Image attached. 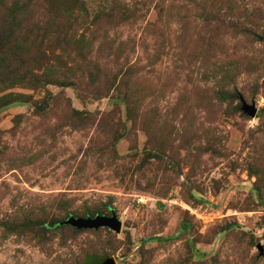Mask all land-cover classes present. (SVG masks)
Returning <instances> with one entry per match:
<instances>
[{
    "label": "rangeland",
    "instance_id": "rangeland-1",
    "mask_svg": "<svg viewBox=\"0 0 264 264\" xmlns=\"http://www.w3.org/2000/svg\"><path fill=\"white\" fill-rule=\"evenodd\" d=\"M1 40L0 264H264V0H0Z\"/></svg>",
    "mask_w": 264,
    "mask_h": 264
},
{
    "label": "water",
    "instance_id": "water-1",
    "mask_svg": "<svg viewBox=\"0 0 264 264\" xmlns=\"http://www.w3.org/2000/svg\"><path fill=\"white\" fill-rule=\"evenodd\" d=\"M245 112H248L251 116H254L256 110L252 106L244 105ZM61 225H68L77 230L84 229H100V228H109L110 230L119 233L121 230V222L118 220L116 215H112L111 217L106 216H97L96 218H74L70 217L65 222L61 223ZM99 264H116L113 259H102L99 261Z\"/></svg>",
    "mask_w": 264,
    "mask_h": 264
},
{
    "label": "trees",
    "instance_id": "trees-1",
    "mask_svg": "<svg viewBox=\"0 0 264 264\" xmlns=\"http://www.w3.org/2000/svg\"><path fill=\"white\" fill-rule=\"evenodd\" d=\"M6 40H1V44H2V46L0 45V52L3 54L4 52H6V54L7 53H9L8 52V50H7V48L5 47V46H7V44H6V42H5ZM22 80L21 81H24L25 79L24 78H21ZM98 260H96V259H93L92 261H91V264H98Z\"/></svg>",
    "mask_w": 264,
    "mask_h": 264
}]
</instances>
